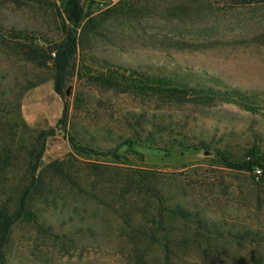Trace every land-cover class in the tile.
Instances as JSON below:
<instances>
[{"label": "rangeland", "instance_id": "374dc122", "mask_svg": "<svg viewBox=\"0 0 264 264\" xmlns=\"http://www.w3.org/2000/svg\"><path fill=\"white\" fill-rule=\"evenodd\" d=\"M64 1L0 0V206L32 212L2 264H264V165L221 157L264 159V0H85L60 96Z\"/></svg>", "mask_w": 264, "mask_h": 264}, {"label": "trees", "instance_id": "16d2710c", "mask_svg": "<svg viewBox=\"0 0 264 264\" xmlns=\"http://www.w3.org/2000/svg\"><path fill=\"white\" fill-rule=\"evenodd\" d=\"M63 12L65 23V32L60 41H57L51 48V52L48 58L52 61V67L55 71L54 73V89L57 94L64 96L65 87L70 76V69L72 65L73 57L77 51L79 44L82 42L84 35L86 34V28L88 27V22H86L87 13L85 11V0H65L63 3ZM186 77L193 76L191 71H188ZM139 78H141L147 84V90L156 89L158 92H170L171 90L173 97L178 104H183L186 102L192 103L194 105H209L212 101L209 95L204 94H193V91L197 89H191V86L187 81H182L178 77H174L171 74L163 75H151L149 73H138ZM154 84L158 86L154 87ZM204 93L210 90H202ZM192 92V93H191ZM217 93L219 91H216ZM215 94V92H213ZM227 94V91L225 92ZM60 122H64V117L60 119ZM131 144L124 142L122 145ZM207 144L203 142L202 146L199 145H189L188 149H199L207 148ZM157 148L156 150H160ZM112 154L116 157H120L117 150L112 151ZM253 156L254 155H249ZM222 160L229 166L236 169H260L264 165V159L259 160H230L225 154H221ZM28 191L25 190L19 197L16 205L11 208L6 204L0 206V264L3 261V253L6 245V241L10 232L12 225L26 217H31L32 212L28 206ZM180 212V211H179ZM181 214H184L181 212ZM184 217L186 215H183ZM255 264H262L260 258H255Z\"/></svg>", "mask_w": 264, "mask_h": 264}, {"label": "built area", "instance_id": "2783aa9c", "mask_svg": "<svg viewBox=\"0 0 264 264\" xmlns=\"http://www.w3.org/2000/svg\"><path fill=\"white\" fill-rule=\"evenodd\" d=\"M257 177H259L258 174H257Z\"/></svg>", "mask_w": 264, "mask_h": 264}]
</instances>
